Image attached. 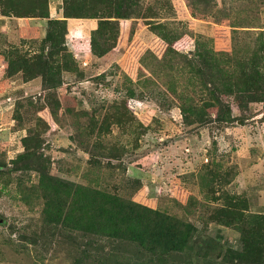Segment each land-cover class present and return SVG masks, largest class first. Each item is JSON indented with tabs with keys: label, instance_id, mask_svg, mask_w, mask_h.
<instances>
[{
	"label": "rangeland",
	"instance_id": "obj_1",
	"mask_svg": "<svg viewBox=\"0 0 264 264\" xmlns=\"http://www.w3.org/2000/svg\"><path fill=\"white\" fill-rule=\"evenodd\" d=\"M163 1L143 0L142 6ZM169 1L175 21L151 30L142 18L121 19L116 47L102 59L92 58L89 44L98 21L67 20V59L54 53L63 65L62 83L44 92L39 80L24 81V70L12 72L5 53L14 48L19 61L29 60L42 49L46 29L35 19L0 17V264H148V248L133 241L45 223L47 204L55 209L74 204V197L82 202L86 188L112 195L118 216L136 201L193 223L197 242L179 252L181 258L172 256L174 264H233L234 250L247 249L250 220L264 215V101L240 108L218 68L245 57L264 75V0H192L202 4L192 7L191 0ZM54 27L51 40L58 43L63 29ZM158 31L169 33L171 48ZM79 43L85 58L75 53ZM127 90L137 126L109 124L105 132L102 114ZM53 92L61 105L54 116L45 103H52ZM181 92L192 103L217 95L231 102L238 118L216 121V104L204 116L210 121L186 124L178 108ZM34 145L35 160L26 154ZM212 170L214 178L207 173ZM49 176L75 187L53 193ZM227 195L244 214L243 231L220 224L217 211Z\"/></svg>",
	"mask_w": 264,
	"mask_h": 264
},
{
	"label": "trees",
	"instance_id": "obj_2",
	"mask_svg": "<svg viewBox=\"0 0 264 264\" xmlns=\"http://www.w3.org/2000/svg\"><path fill=\"white\" fill-rule=\"evenodd\" d=\"M142 1L61 0L60 7L62 8L63 17L52 18L49 12L51 0H0V17L36 18L42 21L39 27L46 29L45 36L40 43L42 49L34 57L28 58L29 60L20 59L19 61L14 48L6 50L5 57L7 58L11 71L14 73L24 70L23 74L26 76L24 77V81L29 84L34 82L36 85L39 80L41 92L53 90L58 84H61L60 72L63 65L60 59L55 57L54 53L61 51L63 53L61 57L67 59L68 53L64 51L68 48L66 47L64 33L68 18L96 19L98 21L96 29L91 31L89 37L91 55L95 59H102L116 47L118 34L120 33L121 19L136 20V18H142L147 21V24L151 25V30L154 25L157 27L162 26L168 19L175 21L176 17L170 18L171 15L173 17L171 13L174 12L175 14L173 8L175 6L172 1L165 0L161 3L159 2L156 6L153 4L146 5V8L142 6ZM189 3L191 7L194 4L202 5L199 1L194 3L191 0ZM200 9L207 10L205 7H201ZM106 10L112 11L105 15L103 12ZM168 13H170V16H164L166 14L168 15ZM55 25H59L63 29V31L60 29L62 34L58 43H54L51 40ZM108 28H113V32L105 34ZM155 35L167 43V48L165 47V49L171 48L167 42L169 33H166L167 37L164 36L165 33H162V31H158ZM44 47H46V50ZM193 61L197 65L202 64L195 59ZM223 64L226 68L221 67L218 69L220 72H224L223 76L228 81L227 87L229 93H237L234 100L236 102L240 101L238 103L240 108L249 102L264 101V75L258 71V65L256 67L255 63H251L250 58L238 56H236L234 62ZM215 65L217 66V64ZM148 69L150 72L149 66ZM145 80L147 81V79ZM130 94V90H127V96H123V99H120V101H115L102 114L103 121L101 125L105 126V132H108L109 124L116 126H137L138 121L133 114L128 112L129 108L126 106L125 100L130 97ZM30 96L33 99V95ZM238 97H241V99H237ZM49 98L52 103L48 101H45V103L54 116L61 105L54 92L50 94ZM177 98L181 100L178 108L186 124L207 123L206 121H210V119H204V116L207 115V109H213L216 104L219 105L217 108L218 112L216 113L217 117L215 118L216 121L230 124L238 118L233 116L234 113L230 106L231 102L224 104L217 95H214L211 99L201 98V103H198L196 99H193L192 103L189 101L188 95L186 96L184 92H181L180 95L178 94ZM64 107L62 105V108ZM239 120L242 124L243 117ZM140 126L144 129L147 128L146 130L149 129L148 125L141 124ZM36 147V145L33 146V152L26 151L28 156L33 154V160L37 159L38 156L35 155ZM1 165L0 163V172ZM207 173L213 178L218 174L213 170L212 173L208 171ZM47 179L52 181V176H49ZM52 183L55 188V191L51 189L53 193L62 191L61 187L70 188V185L74 186L72 183L69 185L66 181L57 178ZM80 186L77 185V187ZM235 198L234 196L229 197L227 195L225 198L227 207L225 205V207L219 208L220 210L217 211V215L221 214L223 216V219H221L222 222L220 223L223 226L228 225L233 229L239 228L243 231V227L245 226L241 222V217L244 214L238 210V202L234 200ZM73 200L75 201L74 204L67 205L63 208L60 203L55 204L54 202L56 205L55 209H51L52 206L47 204L43 209L45 223L49 225L51 223L54 225L60 223L67 227H78L82 231L100 232L110 238H123L133 241L132 243L136 245L148 248L150 253L148 264H151L152 261L158 264H174V258L171 257L176 256L181 258L178 253L185 251L186 247L193 240V234L196 231L194 224L190 221L180 220L172 215L154 210L148 205L136 201H128L127 206L122 207V213L118 216L115 214V198L97 189L86 188L82 202H78L76 197ZM230 201H233L234 204H231ZM121 205L123 204L121 203ZM262 210H264V207L260 209V211ZM250 222H254V225L247 230V249L245 251L243 249V251L241 249L234 250V253L229 259V262L233 264H264V215L251 219ZM192 242L196 243L197 241L193 240ZM191 249L192 247L189 248V251ZM228 250L232 252L233 247L230 246ZM180 260L183 261L184 259Z\"/></svg>",
	"mask_w": 264,
	"mask_h": 264
},
{
	"label": "crops",
	"instance_id": "obj_3",
	"mask_svg": "<svg viewBox=\"0 0 264 264\" xmlns=\"http://www.w3.org/2000/svg\"><path fill=\"white\" fill-rule=\"evenodd\" d=\"M51 4H52V3L50 2V4H49V12H50V16H51L52 18H62V17H63V13H62V8L60 7V6H61V0H60L59 3H56V5L54 4L53 7L51 6ZM27 19H30V20L35 19V20L37 21V24L39 23V24L41 25V20H39V19H36V18H27ZM70 19H73V18H68V21H69ZM79 20H85V19L80 18ZM40 25H38V27H39ZM83 47H84V44L81 45V43H79V45H77V46L75 47V50H76L75 53L78 55L79 58H85V56L87 57V54H86V55H81V54H80V52H81V50H82ZM31 85H33V82L31 83Z\"/></svg>",
	"mask_w": 264,
	"mask_h": 264
}]
</instances>
